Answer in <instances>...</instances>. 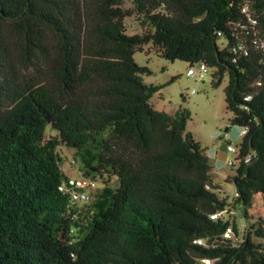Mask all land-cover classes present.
<instances>
[{
    "label": "trees",
    "instance_id": "trees-1",
    "mask_svg": "<svg viewBox=\"0 0 264 264\" xmlns=\"http://www.w3.org/2000/svg\"><path fill=\"white\" fill-rule=\"evenodd\" d=\"M133 14L143 31L128 35ZM255 38L264 39V0H0V264H264V216L249 212L258 200L264 208ZM147 44L205 64L214 87L227 77L228 122L244 130L239 155L256 153L231 167L230 203L185 131L189 112L149 103L162 86L145 85L149 70L133 60ZM60 146L79 176L102 184L72 208L58 190ZM227 227L233 238L222 237Z\"/></svg>",
    "mask_w": 264,
    "mask_h": 264
},
{
    "label": "rangeland",
    "instance_id": "rangeland-1",
    "mask_svg": "<svg viewBox=\"0 0 264 264\" xmlns=\"http://www.w3.org/2000/svg\"><path fill=\"white\" fill-rule=\"evenodd\" d=\"M124 8H130L128 1H124ZM125 31L128 35L140 34L143 27L135 14L125 17ZM217 44L225 45L223 38ZM134 62L149 70V74H142L145 85H161V89L153 93L149 103L154 109L173 114L177 109H186L190 117L186 122L185 131L189 132L199 144L203 153L211 164L210 176L217 187L219 198H226L230 203L234 195V186L226 178L233 174V170L226 164L232 154L225 152V145L237 146L244 130L229 124L231 113L225 108L223 89L227 77L223 76L221 83L212 85L211 71L201 80L186 75L188 64L174 60L170 61L156 54L151 44L143 46L141 51L133 54ZM172 77H176L170 81ZM193 91V92H192ZM61 157V169L66 176H79L78 166L72 162V150L58 147ZM112 186L116 184L111 183ZM102 184H97L100 188ZM253 216H264V208L258 200L256 207L249 211ZM241 221L239 220L238 223Z\"/></svg>",
    "mask_w": 264,
    "mask_h": 264
},
{
    "label": "built area",
    "instance_id": "built-area-1",
    "mask_svg": "<svg viewBox=\"0 0 264 264\" xmlns=\"http://www.w3.org/2000/svg\"><path fill=\"white\" fill-rule=\"evenodd\" d=\"M241 13L244 14V16L247 19V22L254 26L256 25L257 21L256 19L251 15V12L249 11V8L247 5H243L240 9ZM253 43L256 45V47L260 50L262 56L264 57V39L263 38H255L253 40ZM244 45L241 43H238L235 47L232 48L233 51L236 50H243ZM211 70L203 63L199 62L193 65H188V68L186 70V75L195 77L198 80L203 79ZM193 92V91H192ZM225 152H228L232 154V158H229L226 161V164L230 167L235 166L239 162L243 163H249L251 159H253L256 156V153L254 151H249L243 156L239 155V146H233L230 144L225 145ZM116 177L114 176L113 179ZM97 188L96 181L87 178V177H81V176H66L65 181L59 185L58 190L66 194L68 197V203L67 207L72 208L74 205L85 203L90 198V193L93 192ZM231 214H234L233 211L230 212ZM226 210L220 211L216 214L210 215L211 219H215L217 216L220 215H226ZM244 228V224L241 222L239 224V229L242 230ZM223 238H233L234 233L232 231L231 227H227L222 234ZM197 245L205 246V240L203 239H195L193 241ZM201 261L204 264H210L211 260L209 258H203Z\"/></svg>",
    "mask_w": 264,
    "mask_h": 264
}]
</instances>
